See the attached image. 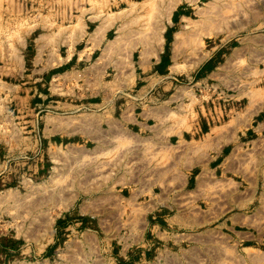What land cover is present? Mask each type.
<instances>
[{
    "label": "rangeland",
    "instance_id": "374dc122",
    "mask_svg": "<svg viewBox=\"0 0 264 264\" xmlns=\"http://www.w3.org/2000/svg\"><path fill=\"white\" fill-rule=\"evenodd\" d=\"M98 24L121 25L116 35L127 43L160 38L162 32L163 65L172 60L168 70H158L173 75L180 90L170 97L171 88L155 82L157 98L172 102L168 124L197 117L212 97L230 101L233 79L226 86L199 80L210 67L242 68L245 80L264 71V0H0V264H264L256 249L236 247L228 235L212 233L204 245L194 241L192 234L203 226L186 221L183 159L166 142L143 141L118 126V118L96 121L85 115L88 110L72 111L84 116L71 124L88 135L57 137L43 154L48 78L30 76V59L62 53L64 47L53 45L57 35L50 36L58 33L57 25ZM120 48L108 68L98 71L96 83L84 84L82 90L92 92L77 98L68 79L54 80L61 90L51 96V114L59 112L60 101L120 103L126 89L143 85L129 73L142 46ZM92 52L98 64L106 60L101 47ZM249 86L243 88L255 87ZM153 197L163 209L154 218L160 238L144 248L146 234L154 237L148 217ZM177 211L179 218L163 219Z\"/></svg>",
    "mask_w": 264,
    "mask_h": 264
},
{
    "label": "crops",
    "instance_id": "0c3cea01",
    "mask_svg": "<svg viewBox=\"0 0 264 264\" xmlns=\"http://www.w3.org/2000/svg\"><path fill=\"white\" fill-rule=\"evenodd\" d=\"M89 21L92 22L93 18ZM100 24L57 25L54 28L58 33L54 31L50 36L57 35L53 45L64 47L62 53L52 57L42 52L34 54L30 59V76L40 72L48 78V82L43 79L42 93L43 154L53 142L57 143V137L79 133L85 135L86 132L83 133L77 124H71L83 120L84 115L72 111L88 110L90 113L85 115L96 121L99 117L112 122L118 118L119 125H113L136 131L143 141H164L175 156L183 159L179 166L182 174L186 172V221L203 226L202 232L192 234L194 241L198 240V243L204 245L212 233L223 237L228 235L236 247L256 249L264 258V71L245 80L242 68L230 64H216L210 67L199 80L226 86V83L233 79L235 86L230 89V101L220 102L218 98L212 97L207 104L208 108H204L201 113L197 112V117H188L182 126L180 123L168 124L166 116L172 102L168 101V104L166 100L157 98L155 82L161 81L163 90L169 86L170 97L178 96L180 90L179 86H174L173 75L162 76V71L158 70H168L172 60L170 57V63L163 65L162 32L160 38L155 37L147 42L135 39L132 41L128 38L127 43L125 38L116 35L121 25ZM160 30L163 31V27H160ZM124 44L142 46L138 51L137 62L129 73L134 75L135 82L143 81V85L134 90L131 87L126 89L124 93L127 97L120 103L114 100L60 101L55 106L59 112L51 114V96L61 90L58 89L60 86L53 83L54 80L68 79L77 98L81 97L83 92H92V87L83 91L84 84L96 83L98 71L108 68V61L115 60L120 46ZM79 46L83 48H78ZM100 47L106 53V60L104 59L102 64L93 60L92 52ZM134 51L135 48L128 60L131 56L134 58ZM52 60L55 61L54 65ZM147 74H152L154 78L149 79ZM33 82L35 79L30 81V99L35 86L31 85ZM250 82L255 85L254 88H246ZM190 92L188 94L193 97L194 91ZM217 93L212 91L209 94L213 96ZM62 110L70 112L63 113ZM32 124L34 126V120ZM30 140L29 138L28 141ZM74 141L79 144L87 142L78 138ZM153 198L154 203L152 202L148 217L154 237L147 239L146 234L143 240L144 248H150L149 243L155 241L158 236L157 228L160 227L155 224L154 218L161 216L159 211L163 209L161 203ZM170 202L173 204V199ZM174 216L179 218V213L166 215L167 218L163 219L169 221L170 217Z\"/></svg>",
    "mask_w": 264,
    "mask_h": 264
},
{
    "label": "bare ground",
    "instance_id": "6f19581e",
    "mask_svg": "<svg viewBox=\"0 0 264 264\" xmlns=\"http://www.w3.org/2000/svg\"><path fill=\"white\" fill-rule=\"evenodd\" d=\"M71 87V86H70ZM170 129V128H169Z\"/></svg>",
    "mask_w": 264,
    "mask_h": 264
}]
</instances>
